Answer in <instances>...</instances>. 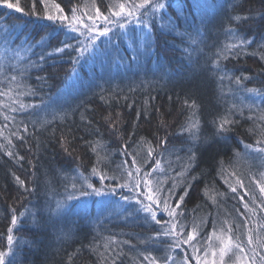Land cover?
Segmentation results:
<instances>
[{
    "label": "snow or ice",
    "instance_id": "snow-or-ice-1",
    "mask_svg": "<svg viewBox=\"0 0 264 264\" xmlns=\"http://www.w3.org/2000/svg\"><path fill=\"white\" fill-rule=\"evenodd\" d=\"M239 3L240 0H232L229 8L235 12ZM37 5L41 8L40 12L37 11ZM99 5L97 6V0H88L87 3L66 0L63 6L61 3H55L54 0H31L30 10L25 12L20 0H16V3L0 0V6L4 9H14L15 12H23L26 16L36 15L51 22L40 32H33L28 30L27 24L20 18L9 23L8 14L0 15V84L5 85L0 88V98H4L0 99V116L6 122L11 121L15 128V131H9V135L5 136L8 123L0 126V139L5 141L0 143V152L10 159L17 162L23 159L19 152L14 150L17 145L13 143L12 138L15 137L20 141V147L27 144L28 136L32 135L29 132L30 124L33 127L37 124L53 125L57 120L67 119L68 111L60 107L59 102L66 101L69 89L75 90L79 86L81 73L87 76L88 82L98 79L108 82L113 78L114 69L129 70L134 67L141 70L151 62L153 72H162L165 77L171 78L175 73L167 70L160 54L159 38L173 36L180 38L181 43L186 38L190 45L202 50L199 46L204 44L206 37L205 28L210 15L209 10L222 7L216 3V0H213L212 4H208L206 0H193L192 3H189V0H108L106 5L105 0H99ZM193 8L200 13L198 25L189 20ZM251 19L253 17L250 15L237 14L228 17L230 26L224 31L231 42L217 50L211 60L209 71L221 82L228 79L238 89L252 94L253 98L259 97L264 102V87H246L244 81H251L254 78L230 75V70H227L223 63L229 59V56L238 57L255 43L254 39L246 38L236 27L231 26L233 21L246 22ZM260 19H264V14H260ZM52 41H56L57 46L52 47ZM261 47L264 48V45ZM181 50L185 54L189 53L188 47ZM53 56H67L69 67L65 69L61 81L63 89L57 87L55 93L49 94L45 89L53 87L51 81L57 76L55 72L49 74L45 65ZM188 59L191 62L190 55ZM261 59L264 60V52L261 53ZM34 72L43 74L35 75V82L30 83ZM104 91L101 88L100 98L105 99L107 103L103 95ZM28 96H39L40 99L37 103H25L22 97ZM144 104V113L150 115L149 100H145ZM184 104L189 111L197 107L194 100L189 104L186 99ZM244 107H247L249 112L255 108L259 113L255 119L251 115L247 117L253 121V126L248 132L258 138L255 144H244L245 151L236 152L235 155L237 158L258 161L255 165L258 170L256 173L249 170V185H245L244 179L236 171L228 172L223 160L217 162L218 175L228 185L233 198H237L238 189L247 188L238 196L244 211L241 212L239 207L235 209L244 219L235 223V226L227 221L219 223L216 219H212V230L206 232L204 228L207 221L197 220L195 217L190 219L186 215V199L195 187L193 182H199L198 177L192 173L195 167L199 166L197 145L201 139L200 126L199 121L191 117L181 125L188 134L185 139L190 141V145L185 157H177V160L181 161L178 171L173 169L170 160L163 158L164 153L168 152V149L163 147L166 143L165 138L157 139L153 146L151 141H146L143 137L140 138L143 144H140L130 135L129 140L124 141L126 147H122L119 151L123 156L131 159H123L115 168H110L105 164L110 153L101 157L97 152L98 159L91 168L90 176L98 177L100 186L97 187L89 181V177L80 173L78 180L71 183L70 189L65 186L68 192L65 199L57 200L54 208L49 206L51 226H56L52 222L53 217H61L64 212L73 211L82 214L86 220L99 219L105 214L125 218L135 217L142 220L145 226L150 227L153 233L140 243L150 242L160 245L164 251L163 256H155L152 251L147 250V247L144 251L137 250V264H193V262L195 264H264V108L254 103L247 105L243 102L232 103L224 114L213 120V125L215 135L227 140V134L240 124V119L235 117L244 118ZM9 113H19L22 118L17 121V117ZM25 113L28 114L27 117H24ZM140 115L141 113L137 112V119ZM195 115L196 113L192 111V116ZM33 116L36 118L32 119ZM80 116L82 121L87 118L84 112H81ZM103 119L110 126L113 134L123 139L121 134L123 121L120 113H116L115 116L109 113ZM256 120H259L260 124H257ZM91 123L92 121L89 120V125ZM136 126L133 125L134 128ZM62 141L61 146L65 152H68L71 141L66 135H62ZM87 143L92 151H97V146H93L91 142ZM133 144H136V148L129 151L128 148ZM144 145L147 147L143 148ZM142 148L143 155L139 150ZM158 149L162 150L158 151ZM231 166L229 163V167ZM12 175L16 185L25 193L31 194L34 191V188L28 187L20 176L15 173ZM77 182L80 187H77ZM252 185L255 187L253 188ZM211 190L216 197L227 198L229 195L228 191ZM208 192L209 187L206 185L205 195ZM90 202L97 205L98 211L95 216L89 215ZM213 202L216 203L215 198ZM31 215L33 225L41 227L40 220L34 213ZM10 223L12 226L17 225L16 215L11 216ZM117 243L114 238H110L109 242L104 244L111 264H118L121 256L124 255L121 249L112 246ZM7 245L8 251H0V264H16L17 256L14 248L17 245L14 244L13 227L7 229ZM185 246L191 249V254L187 252ZM177 249L183 252L179 260L177 256L180 254L177 253ZM154 250L158 251L159 248Z\"/></svg>",
    "mask_w": 264,
    "mask_h": 264
},
{
    "label": "trees",
    "instance_id": "trees-1",
    "mask_svg": "<svg viewBox=\"0 0 264 264\" xmlns=\"http://www.w3.org/2000/svg\"><path fill=\"white\" fill-rule=\"evenodd\" d=\"M9 2L16 3V0ZM54 2L63 6L66 0H54ZM73 2L87 3L88 0H73ZM192 2L193 0H189V3ZM206 2L212 4L213 0ZM107 3L108 0H105V5ZM216 3L222 7L209 10L210 15L205 28L206 37L204 44L199 46L202 50L190 45L186 38L183 43L180 38L173 36L159 38L160 54L167 70L175 73L171 78L165 77L162 72H153L151 62L141 70L134 67L129 70L114 69L113 78L108 82L104 79L88 82L87 76L81 73L79 86L75 90L69 89L66 101L59 102V106L68 111L65 121L57 120L53 125L37 124L35 127L30 124L29 132L32 135L28 136V143L23 147L19 146L20 141L15 137L12 138L13 143L17 145L14 150L19 152L23 159L17 162L0 152V251H8L7 229L13 227L14 244L17 245L14 248L17 256L16 264H111L109 254L104 248V244L109 242L110 238L118 242L112 246L121 249L124 253L118 264H137V250L144 251L146 247L153 255L163 256L162 246L150 242L140 243L153 233L152 229L145 226L138 218L105 214L99 219L86 220L82 214L73 211L64 212L61 217H53L52 222L56 226L52 227L48 208L49 206L54 208L57 200L65 199L68 195L65 186L70 189L71 183L78 180L80 173L89 177V181L97 187L100 186L98 177L90 176L91 168L98 159L97 152L101 157L110 153L108 161L105 162L110 168H115L123 159L130 160L131 157H125L119 151L122 147H126L124 141L129 140L130 135L140 144H143L140 140L143 137L144 140L151 141L153 146L157 139L165 138L166 143L163 147H166L168 152L164 153L163 158L170 160L173 169L178 171L181 161L177 160V157H185L190 145V141L185 139L187 132L181 128L189 117L199 121L201 139L197 145L199 166L195 167L192 173L198 177L199 182H193L195 187L186 199V215L190 219L195 217L197 220L207 221L204 228L206 232L212 230V219H216L219 223L227 221L233 226L244 219L235 209L239 207L241 212L244 211L238 196L247 188L238 189L237 198H233L228 185L218 175L217 162L223 160L228 172L236 171L244 179L245 185H249V170L256 173L258 169L255 165L258 161L237 158L235 153H243L244 144H255L258 137L248 132L253 126V121L247 117L251 115L255 119L259 113L255 108L249 112L248 108L244 107V118L235 117L240 119V124L227 134V140L215 135L213 120L224 114L232 103L243 102L244 105L254 103L264 108V102L259 97L253 98L252 94L238 89L228 79L221 82L209 69L217 50L231 42L224 31L230 26L228 17L237 14L250 15L253 19L246 22L233 21L231 26L236 27L246 38L254 39L255 43L238 57L229 56V59L223 63L226 69L230 70V75L254 78L251 81H244L246 87H264L262 84L264 60L261 59V53L264 52V48L261 47L264 45V19H260V14H264V0H240L235 12L229 8L232 0H216ZM20 4L25 12L31 8V0H20ZM97 6H100L99 0ZM37 11H41L39 5ZM191 12L189 20L198 25L200 13L194 8ZM2 14L9 15V23L20 18L27 24L28 30L33 32H40L45 25L51 23L36 15L26 16L23 12H15L14 9H4L0 6V15ZM55 46L57 42L52 41V47ZM185 47L189 48L188 54L181 50ZM189 55L191 62L188 59ZM68 67L67 56H53L49 59L45 65L46 71L49 74L55 72L57 78L51 81L53 87L45 89L46 92L53 94L57 87L63 89L61 81ZM37 74L43 73L34 72L30 83L35 82ZM3 87L5 85L0 84V88ZM101 88L105 90L103 95L107 103L105 99L100 98ZM22 99L25 103H37L40 97L28 96ZM186 99L189 104L195 101L197 107L192 110L196 113L195 116H192V111L187 110L184 104ZM145 100H149L150 115L143 111ZM81 112L87 117L83 121ZM137 112L141 113L139 119ZM109 113L113 116L120 113L123 121L121 125L123 139L113 134L110 126L104 121L103 117L108 116ZM9 115H15L17 121L22 118L19 113H9ZM23 115L28 116L27 113ZM40 115L42 116L43 113ZM89 120L92 121L91 125ZM5 123H8V129L4 132L7 136L9 131H15V128L11 121L6 122L0 116V126ZM256 123L260 124V121L256 120ZM134 124L137 125L135 128ZM62 135H66L71 141L68 152H65L61 146ZM4 142L0 139V143ZM87 142L97 146V151H92ZM146 147L147 145L143 146ZM133 148H136V144L128 150L132 151ZM143 148L139 149L141 155ZM160 150L162 149H158ZM13 173L20 176L28 187L34 188V191L28 194L19 188ZM172 174L174 175L175 172ZM206 185L209 187L207 195H205ZM77 187H80L79 182ZM211 189L228 191L229 195L227 198L216 197ZM256 193L259 194L258 189ZM213 198L216 203L213 202ZM88 211L89 215H97V205L90 202ZM21 213L24 215L21 216ZM32 213L40 220L41 227L33 225ZM12 215L18 218L16 226L10 223ZM124 241L131 243L125 244ZM156 248L159 250L155 251ZM185 248L191 254V249L187 246ZM176 251L180 254L177 259H180L183 252L180 249Z\"/></svg>",
    "mask_w": 264,
    "mask_h": 264
},
{
    "label": "rangeland",
    "instance_id": "rangeland-1",
    "mask_svg": "<svg viewBox=\"0 0 264 264\" xmlns=\"http://www.w3.org/2000/svg\"><path fill=\"white\" fill-rule=\"evenodd\" d=\"M201 255H203L202 253H201ZM179 260V259H178Z\"/></svg>",
    "mask_w": 264,
    "mask_h": 264
}]
</instances>
